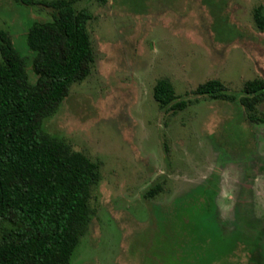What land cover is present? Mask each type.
I'll return each mask as SVG.
<instances>
[{"label":"rangeland","instance_id":"1","mask_svg":"<svg viewBox=\"0 0 264 264\" xmlns=\"http://www.w3.org/2000/svg\"><path fill=\"white\" fill-rule=\"evenodd\" d=\"M263 2L77 0L92 14L95 66L43 126L101 165L95 215L69 264H167L172 242L159 218L176 220L194 196L208 201V220L224 234L238 221L264 228V101L256 119L240 102L246 83L264 78V31L254 22ZM52 11L0 0V30L26 59L32 83L28 30ZM164 78L184 108L165 110L155 99ZM212 79L235 98L196 93ZM258 241L264 251V230Z\"/></svg>","mask_w":264,"mask_h":264},{"label":"trees","instance_id":"2","mask_svg":"<svg viewBox=\"0 0 264 264\" xmlns=\"http://www.w3.org/2000/svg\"><path fill=\"white\" fill-rule=\"evenodd\" d=\"M18 1L38 2L53 11L51 19L35 20L27 34L35 52L36 83L30 81L26 59L8 32L0 30V264H69L95 215L92 198L101 165L43 126L73 85L94 69L96 53L88 28L92 14L77 8V0ZM254 22L264 31V2L254 9ZM196 93L235 98L218 79L201 84ZM242 93L240 102L256 119L257 105L264 101V78L248 81ZM154 96L165 110L186 106L167 78L158 81ZM160 188L151 186L147 197ZM194 198V203L177 207L176 220L159 218L160 230L172 242L167 264L264 262L258 241L262 223L242 221L239 226L238 221L232 233L224 234L208 220V201Z\"/></svg>","mask_w":264,"mask_h":264},{"label":"flooded vegetation","instance_id":"3","mask_svg":"<svg viewBox=\"0 0 264 264\" xmlns=\"http://www.w3.org/2000/svg\"><path fill=\"white\" fill-rule=\"evenodd\" d=\"M246 178H247V180H249V181H250V180L252 179V175H247V177H246ZM245 190H246V189H245Z\"/></svg>","mask_w":264,"mask_h":264}]
</instances>
